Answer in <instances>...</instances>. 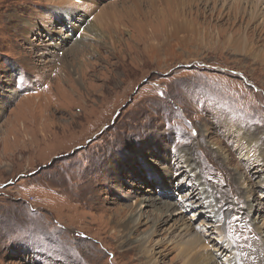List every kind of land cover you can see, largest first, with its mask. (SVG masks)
Returning <instances> with one entry per match:
<instances>
[{
	"label": "rangeland",
	"instance_id": "rangeland-1",
	"mask_svg": "<svg viewBox=\"0 0 264 264\" xmlns=\"http://www.w3.org/2000/svg\"><path fill=\"white\" fill-rule=\"evenodd\" d=\"M263 50L264 0H0V264L264 257Z\"/></svg>",
	"mask_w": 264,
	"mask_h": 264
},
{
	"label": "bare ground",
	"instance_id": "bare-ground-1",
	"mask_svg": "<svg viewBox=\"0 0 264 264\" xmlns=\"http://www.w3.org/2000/svg\"><path fill=\"white\" fill-rule=\"evenodd\" d=\"M242 43H243V45L245 44L244 40H242ZM137 218H138V215L136 217H132V219H129L128 222H127V224L126 223L124 224V228H127L128 227V230L125 232L128 237H130L132 235V232L134 231V224H133V222L135 223V225H138V223H139L138 221H135V220H137ZM155 235L156 234L154 232H150L148 235H143V236H140V237L135 238V241L138 243L137 246L142 251H146L147 250V245L146 244L151 245V243H152L151 237L152 236H155ZM187 247L190 249L191 248V245H188ZM227 250H228V248L220 246L219 248H217V253L216 254L218 256H222V258L224 259L225 257H223V256H226L225 254H226ZM256 250H259V251L261 250L262 251L261 248L260 249H256ZM254 251H255V249L252 248L250 250V254L253 253ZM249 255L243 256V257H241V256L238 257L234 261V263L235 264H239V262H245L246 259H248L247 264H263L264 263V259H263L264 257L259 256L258 255V252H257V255L254 258H252L251 260H249ZM209 259H210V257H208V254L206 252H204V254H203V261L207 264ZM199 260H200V262H202L201 257L199 258Z\"/></svg>",
	"mask_w": 264,
	"mask_h": 264
}]
</instances>
